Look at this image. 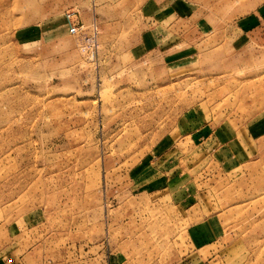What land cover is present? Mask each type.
<instances>
[{
  "label": "rangeland",
  "instance_id": "rangeland-1",
  "mask_svg": "<svg viewBox=\"0 0 264 264\" xmlns=\"http://www.w3.org/2000/svg\"><path fill=\"white\" fill-rule=\"evenodd\" d=\"M145 1L0 0V263L264 264V162L210 146L264 113V19L223 34L263 0H196L222 34L185 69L130 57Z\"/></svg>",
  "mask_w": 264,
  "mask_h": 264
},
{
  "label": "crops",
  "instance_id": "crops-1",
  "mask_svg": "<svg viewBox=\"0 0 264 264\" xmlns=\"http://www.w3.org/2000/svg\"><path fill=\"white\" fill-rule=\"evenodd\" d=\"M194 2L196 0H146L142 11L147 18L151 19L152 24L145 37L131 47L130 57L141 58L153 52L161 54L165 64L172 68L185 69L194 63L199 55L198 51L206 43V39H202V36L222 34L221 31L218 32L215 27L211 26L207 16L202 15L201 5L198 8ZM247 13L240 19L242 27H233V21L230 22L232 25L226 26L223 32L226 36L225 44L234 48L235 38L230 33L231 30L248 36L254 30L252 26L259 28L260 21L264 19V0ZM190 34L199 35L201 38L189 44ZM190 45L196 47L191 48ZM225 125L214 126L212 132L215 135L212 133L210 135V146L217 158L227 164L228 170H235L255 162H264V113L256 120L247 123V129H245L247 132L243 135L242 143L233 135L234 128L227 126V123ZM197 130L194 131V135ZM173 143L174 140L170 141L167 137L162 142V146L167 147L170 152L169 148L173 146Z\"/></svg>",
  "mask_w": 264,
  "mask_h": 264
},
{
  "label": "built area",
  "instance_id": "built-area-1",
  "mask_svg": "<svg viewBox=\"0 0 264 264\" xmlns=\"http://www.w3.org/2000/svg\"><path fill=\"white\" fill-rule=\"evenodd\" d=\"M65 20L67 25L69 26V32L71 34H77L80 30L83 29V24H81L79 18V12L77 10H68L65 13ZM93 32L87 36V42L90 44H97V36H98V27L97 25H93ZM12 261V260H10Z\"/></svg>",
  "mask_w": 264,
  "mask_h": 264
}]
</instances>
